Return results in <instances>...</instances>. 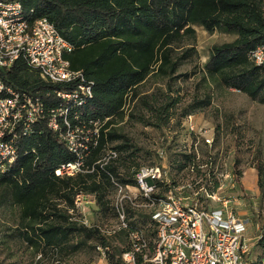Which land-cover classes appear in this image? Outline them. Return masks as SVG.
Listing matches in <instances>:
<instances>
[{
    "label": "trees",
    "instance_id": "1",
    "mask_svg": "<svg viewBox=\"0 0 264 264\" xmlns=\"http://www.w3.org/2000/svg\"><path fill=\"white\" fill-rule=\"evenodd\" d=\"M18 1L26 11L32 10L33 17L45 16L56 26L73 45L67 55L70 67L82 70L93 81L91 98L81 106L72 107L71 125L82 121L88 125L90 120L101 124L97 142L89 146L85 158L86 171L73 176L54 174L57 166L73 160L74 155L47 126L46 117L36 123L32 133L19 139L15 161L0 171V184L9 190L12 202L20 206L25 229L30 222L40 224L33 232L40 239L26 235L25 240L38 241L42 249L61 252L68 247L71 251L86 245L89 239L105 244L96 226L70 220L66 207L72 205L77 192H97L103 183L132 182V174L140 165L134 161L140 147L135 146L129 152L132 143L129 148L125 136L108 126L114 117L121 115L124 97L132 86L151 71L171 79L176 76L178 65L189 53L184 51L173 58L171 44L182 40L183 34H193L191 24L199 23L207 31L236 34L234 42L211 48L204 70L211 75L224 73L223 82L227 86L264 103V65H253L248 57L252 48L264 43V0ZM224 68H228L227 73ZM0 76L17 89L41 96L46 108L59 104L52 91L59 85L46 83L23 60L1 71ZM177 101L178 97H173L168 103L154 107L157 124L166 119L161 117L162 111ZM118 138H124V142L111 145ZM109 149L116 155L104 160ZM255 156L257 186L264 197V161ZM93 177L98 178V187L89 189ZM258 228L257 257L264 259V221ZM31 229L35 231L33 226ZM108 261L118 264L112 252L108 253Z\"/></svg>",
    "mask_w": 264,
    "mask_h": 264
},
{
    "label": "built area",
    "instance_id": "2",
    "mask_svg": "<svg viewBox=\"0 0 264 264\" xmlns=\"http://www.w3.org/2000/svg\"><path fill=\"white\" fill-rule=\"evenodd\" d=\"M72 49L45 16L33 17L32 10L26 11L18 0H0V72L23 60L46 83L59 85L52 90L58 106L46 108L41 96L17 89L0 76V171L15 161L19 139L32 133L45 117L47 126L74 155L57 166L54 174L73 176L87 170L85 158L89 146L97 142L101 124L98 120L88 125L70 123L72 107L85 104L93 95V81L82 70L70 67L67 55ZM248 57L253 65H264V43L252 48ZM185 117L189 141L174 162L169 166L141 163L132 182H114L113 223L88 219V203L96 204V196L85 192H77L66 207L69 219L96 226L105 244L95 242V249L107 259L112 252L118 264H264V259H252L247 219L235 210L240 177L212 151L218 128L193 122L190 113ZM200 145L208 151L203 154ZM115 155L109 149L103 159ZM127 209L145 214L146 224L131 223ZM117 237L124 238L121 245ZM49 264L74 263L55 258Z\"/></svg>",
    "mask_w": 264,
    "mask_h": 264
},
{
    "label": "rangeland",
    "instance_id": "3",
    "mask_svg": "<svg viewBox=\"0 0 264 264\" xmlns=\"http://www.w3.org/2000/svg\"><path fill=\"white\" fill-rule=\"evenodd\" d=\"M191 27L193 34H183L182 40L171 44L173 58L184 51L189 53L178 65L176 76L171 79L151 71L125 95L121 115L114 117L108 127L123 134L128 147L132 143L129 152L135 146L140 147L135 162L160 166L174 162L179 149L188 143L186 114H192V121L201 126L218 128L212 151L229 162L233 172L240 177L235 190V210L240 217L247 219V234L253 239L251 257L255 259L260 253L258 227L264 221V197L257 186L254 167L255 155L264 161V103L227 86L223 82L224 73L211 75L204 70L211 48L234 42L236 34L224 30L207 31L199 23H193ZM224 71L227 73L228 68ZM173 97H178V101L162 111L161 117L166 119L157 124L154 107L168 103ZM123 142L124 138H118L111 145ZM199 150L204 154L208 148L200 145ZM97 181L98 178L93 177L88 188L98 187ZM99 186L98 193L93 192L96 204L88 203L86 216L98 224H111L115 218L116 186L110 182ZM126 215L134 225L146 224V215L142 212L127 209ZM21 219L20 206L12 202L9 190L0 184V264H49L55 258L68 259L74 264H110L95 249L94 244L98 241L91 239L71 251L68 247L61 252L42 249L38 241L25 240L28 239L26 235L30 239H40L33 234L40 224L30 222L25 229ZM115 239L121 245L124 238Z\"/></svg>",
    "mask_w": 264,
    "mask_h": 264
}]
</instances>
